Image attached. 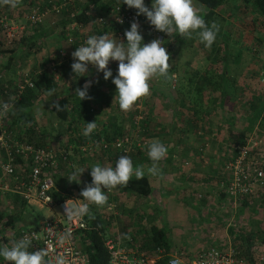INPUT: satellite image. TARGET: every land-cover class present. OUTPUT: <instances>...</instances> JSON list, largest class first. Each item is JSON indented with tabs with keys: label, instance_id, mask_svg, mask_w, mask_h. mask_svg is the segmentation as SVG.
<instances>
[{
	"label": "built area",
	"instance_id": "2783aa9c",
	"mask_svg": "<svg viewBox=\"0 0 264 264\" xmlns=\"http://www.w3.org/2000/svg\"><path fill=\"white\" fill-rule=\"evenodd\" d=\"M47 2L49 5L37 3L27 6V10L22 11L21 9V16L0 13V33L4 47L13 49L28 28L37 26L48 16L60 14L61 10L68 6H82L85 0H49ZM145 5L151 8V5ZM85 13L94 15V18L85 25L75 21L67 25L66 41L70 49L60 50L55 56L56 59L51 62L50 69L56 82L60 78L59 65L73 63L71 53L75 51L76 47L85 43L90 31L100 32V34H94L97 36L108 34L126 43L124 33L126 30H130V25L135 20L140 25L143 39L150 36L153 40L158 39L162 43L165 40L163 32L156 31L145 16H137V10L130 9L122 3V0L104 2L102 9H95L93 5H89ZM75 30L78 32L77 34H75ZM251 46L252 53L260 52L264 55V45L253 42ZM40 73L41 70L36 72L26 70L20 73L14 83L3 84L1 86L3 96L1 103L12 98L11 103L16 107L25 91L35 88V76ZM258 83L264 94V69L258 73ZM13 109H10L9 112ZM143 118V114H136L134 125L137 126ZM6 119L7 116L0 117V192L17 195L27 204L45 207L50 213L49 217L40 222L38 228L22 230L18 235V240L28 236L32 241L30 251L47 248L49 256L46 259L54 260L56 255L62 254L66 258L67 264H88V255L83 250L88 243L86 233L97 228L89 225L85 216L73 221H68L64 216L66 201L82 198L74 195L66 196L62 193V200L56 201L51 193L55 186V172L58 170L61 160L67 159V150L35 147L26 140H19L14 128ZM98 133L95 130L89 135L91 138L82 146V151L94 153L96 147L105 151L115 148L127 154L135 143L137 146L147 144V140L132 136V131L117 135L111 140H105L103 137L98 139L95 136ZM256 138L257 135L254 139L253 137L248 138L244 144H233V154L225 162L228 178L222 184L223 192L232 202H236L242 197L264 193V168L261 164L248 160L249 151L259 145ZM67 164L73 165L71 162ZM107 192L109 191L107 190ZM109 193L112 194V190ZM103 209L102 216L107 223L112 222L114 216L119 214L113 197L107 201ZM65 232H70V239L61 244L59 238ZM133 242L131 237L125 240L119 237L105 238L104 246L109 255L108 264H154L162 256L163 250L160 247L145 251L139 243ZM131 243H133L132 246L129 245ZM166 256L168 257L167 264H251L247 259L239 256L231 246L226 248L207 246L199 249L192 256H187L186 252L182 250H174L167 253ZM258 262L264 264V253L259 254Z\"/></svg>",
	"mask_w": 264,
	"mask_h": 264
},
{
	"label": "crops",
	"instance_id": "0c3cea01",
	"mask_svg": "<svg viewBox=\"0 0 264 264\" xmlns=\"http://www.w3.org/2000/svg\"><path fill=\"white\" fill-rule=\"evenodd\" d=\"M30 1L36 3H44L49 0H27V2ZM25 5H27L26 2L21 0L20 4L16 8L0 6V13L12 14L14 10H20L22 9V7L24 8ZM81 8V5H79L78 7L75 6L74 10L77 11ZM102 8L103 4H101L97 9ZM51 16L44 18L37 26L31 29L28 28L20 37L17 45L13 48L14 50H16L13 54L10 53L11 49L4 47L3 38L0 33V103L3 99V96L1 94V86L3 84L14 83L18 79L20 73L26 70L31 72H36L38 70L48 71L47 68H51V62L56 59V54L60 50L70 49L66 41L67 29H64L63 27V20L58 17L51 18ZM62 30H65V32H63ZM77 33L78 32L75 30V34ZM94 34H100V32L93 33L92 31H90L89 36ZM110 37L114 38L113 36ZM27 40L34 42L31 44L32 48L30 50H27ZM144 40L145 39H143V41ZM165 48H167V46ZM115 62L116 61H109L108 68L112 72L113 76L107 81L104 80L103 73L98 72L92 65H89L88 67V74L81 77L80 75L74 76L71 67H69L68 65H63V67H61L62 70L60 69L61 72L59 71L60 78L58 82H55L53 86H50L51 89H40L37 94V98L34 100V105L31 107L30 111H28L27 113L26 111H22L20 112V114L19 112L13 113V111L10 114V120H12L13 122L19 117L23 118L24 116L29 114L30 117L29 119H27L29 123L24 124V127H27L25 129H30V127H32V125L30 126V121L34 123H46L47 118L50 119V100L55 96L68 94L75 95V90L77 88L82 89L83 85L88 81L92 82V86L88 89V94L90 97H92V99H85L82 101L80 100L78 102L79 104H82L83 102L85 104L84 106L88 107V104L92 103L94 97H96V95L101 92L100 89H105L106 91L108 90V98L113 100L116 92H112L110 88H112V85L114 88H116L112 83V79H114L118 73V66ZM201 69L202 70H180L178 68V64L174 66L170 64L168 79L153 78L150 81V88L162 90V95L154 100L155 103H157L155 105L157 106V108H153L152 106H150L148 100L144 99L138 100L136 104L133 105L132 109L127 112L121 111L116 101L110 102L113 103L114 107L112 106V104L109 107H103V105H105L104 99L105 97H107L103 95L104 99L101 98V100L98 102L99 107L94 108V113L91 112L92 114L89 113L87 115H81L82 118L73 114V118L75 116L76 124L78 125H82L84 121H96L98 128L97 131L99 133L107 129L109 133L114 134V128L117 125H120L122 129L129 128V131L133 132L131 133L132 136H141L142 138L144 137V139L147 140L146 147L142 149L143 151L148 148V145L150 143L155 141L163 142L168 148L167 156L163 160H161V165L159 166L162 172V178L152 176L153 181L150 179L152 191L148 196L140 198L137 197V195L124 193L122 191L118 194V200L122 202V204H124V202H127L128 205H126L125 203V205L123 206L124 210L119 207V214L115 218L114 222L115 237H119L120 239L125 240L126 238L131 237L129 234L132 231L138 236H140L141 234V237L142 235L147 233L146 229L145 231L143 230V224H146L145 221H147V219L155 218L153 209H156L157 206L154 205L152 209L148 208V204L145 202V200L146 198L153 195L154 189H156V191L158 190V188L155 187L156 183H158V187L164 185L163 180L164 176L166 175V173H164V169H167L165 162L170 161L171 156H169V154H171V152H185L186 154L188 153L191 156L193 152H199L200 150L204 151L202 147H206L208 160H206L204 163L208 162L207 164L197 165L191 164L190 162H185V165L192 166V168L196 169L197 173L199 172V170H201V174L204 175L200 176V179L202 180H207V178L210 179L209 177L215 176L216 178H218V180L220 179L219 181L223 183L226 182L228 178L226 170L224 171V162H226L232 156L233 144L242 140H247L251 134H253L251 137H256V135L260 136L261 134H264V126L262 127L263 121H261L264 120V110L261 107L264 105V103L258 102L259 104L255 110L250 109L248 107L249 104H247L248 102H250V100L254 99L256 95H258L257 91L254 92L253 90H251L253 89V86H251L250 81L242 80L238 84H235V75L230 72L228 67L223 68V70H218L214 67L211 68V66L202 67ZM195 71H200L201 74L195 77ZM223 71H226L225 73L229 75L231 80H233L232 83L235 84V87L247 90V93L249 92V96L247 95L246 102L244 97V99L242 97L238 98L239 101L234 105V111L227 108L224 109L221 106L218 101L220 99L218 91L216 96H214L213 94L214 92H216L213 90V88L215 87L214 84L216 83V80L218 81L220 79V74ZM178 74L183 75L179 76L180 81H177L176 79V76ZM218 82H220V80ZM175 85L177 87H185L188 90V94L186 95L187 97H180L176 95L171 96L168 91L170 89V86L174 88ZM198 87L202 89L200 94L197 91ZM147 97L148 95L145 96V98ZM73 98L79 99L78 96H75ZM108 101L110 100L108 99ZM216 104L220 106L219 109L215 107ZM182 108L186 110V113H183V110H181ZM118 113H122L123 118L127 121V125L121 126L123 120L122 118H117ZM138 113L143 114L144 118L137 126H134V128H132L130 124L132 122V119L134 120V116ZM188 114L189 116H187ZM239 119H241V125H239L238 123ZM17 122H20V119ZM251 122L253 127H250L248 129L247 125L251 126ZM146 125H148V127L145 128ZM38 127H42L41 124H36L34 130L30 129L31 131L26 133V137L27 135H42V133L39 132ZM254 130H257L256 132H258L259 134L254 132ZM19 131L20 133H23L21 130ZM258 148H260L259 152H261L262 154L260 159L264 162V142L261 144L259 141ZM114 149L115 148H110V150ZM94 150L100 151L98 147H96ZM211 158L214 159L216 163L218 161L220 165L223 166V171L221 173H217L215 172V170H213V168H211L215 167V163L213 166L211 165V161H209ZM145 162L147 164L143 165ZM151 163L152 162L149 163L147 161H143L142 164L147 176V168L151 166ZM202 168L205 169L204 173ZM220 195L224 196L230 202H232L231 199H229L223 191L220 192ZM130 196L132 198V201L130 200ZM126 206L128 207L127 209L125 208ZM130 208H132V211H134V217L133 219H131L133 223L131 225H128L126 217L121 218L120 215H122L123 213L125 214V212ZM153 224L158 225L157 220L153 221L149 225ZM158 226L163 225L160 224ZM168 233L170 242L172 244V250H182V248H175V241L173 240V236H170L169 230ZM0 238L5 242V245H9L11 243V236L7 231H3L2 233H0ZM0 264H10V262L2 261L0 262Z\"/></svg>",
	"mask_w": 264,
	"mask_h": 264
},
{
	"label": "rangeland",
	"instance_id": "374dc122",
	"mask_svg": "<svg viewBox=\"0 0 264 264\" xmlns=\"http://www.w3.org/2000/svg\"><path fill=\"white\" fill-rule=\"evenodd\" d=\"M106 1L112 2V0ZM144 3L147 5H151L152 0H144ZM193 4L197 8L202 7V5H200L195 0H193ZM203 12L201 14H203ZM57 17L59 18V14H54L53 16H51V18ZM218 24L222 27V33L227 36V49L224 48L225 46L223 45L221 39L216 38L218 40V43H216L215 45L220 47L218 54L214 53V48H212L213 46H211L210 48L205 47V45L199 41L195 33H193L191 39L180 37L178 33H173L171 37L165 33L163 46L166 47L171 45L174 49L172 51L174 54L171 53L170 56V64H172L173 66L178 64V68L180 70H202L201 68L206 66H211V68L214 67L215 69L223 70V60H225V55L230 54L231 59L228 63V69L235 75V84H238L242 80H249L251 86H253V89L251 90H253L254 92L257 91L260 98V103H262L264 101V97L262 98L261 95L262 87L258 83V73L261 69H264V55L260 52L258 54L252 53L251 45L256 39H258L259 36H262V34L264 33V26L255 27L253 23L249 21V17L244 13H241V11L239 10H236L233 15H230L229 18L227 17L226 20L218 21ZM144 39L145 40L143 42L145 44L150 43L153 40L150 36L145 37ZM176 40H180L181 43H177ZM206 52L207 55L212 57L207 59ZM115 63L118 66V62ZM181 75L182 74H178L176 76L177 81H180L179 76ZM175 86L174 88L170 86L169 91L167 90L171 96L176 95L180 97H187L186 95L188 94V90L185 87ZM236 88H238L239 91L241 90V88L239 87ZM100 91V93H98L96 97H94V100L92 101V103L88 104V106H94V108H98V102L101 100V98L104 99L103 95H105L107 97H105L104 99L105 105H103V107H109L111 104L114 107L113 103H110L113 100L108 98V90L106 91L105 89H100ZM111 91L116 92V88L112 87ZM161 91L162 90L150 88V94L148 95V97H143L141 99L148 100L150 106H152L153 108H157V106H155L157 103H155L154 100L162 95ZM239 91L237 93H234L233 91H227L228 99L223 103L222 106L224 109L227 108L234 111V105L239 101V97H244L245 102L247 101V95L249 96V92L247 93V90L243 89L242 92L240 91L239 93ZM198 93L200 94L201 91H198ZM213 94L214 96H216L217 91ZM108 99L110 101H108ZM258 104L259 103H257V105ZM215 107L217 109L220 108V106L217 104L215 105ZM94 108L92 113H94ZM181 110H183V113H186V110H184V108H182ZM122 113H118L117 118H122L123 121L121 126H125L127 125V121L123 118ZM187 116H189V114ZM240 120L241 119H239L238 122L239 125H241ZM261 121H263V127L264 120ZM9 122L11 121L9 120ZM44 123L45 122H37L38 125L41 124V126L44 127L45 131L50 134L46 136L48 143L57 145V142H59V140L65 141L67 139L68 136L66 135V133H64L62 130L57 132L56 129L58 128V126L55 125V123L51 122L49 118H47V122L45 124ZM86 123L88 122L84 121L82 125L76 124V128H79V130H84V128L86 127ZM14 125L11 127L14 128L15 132H18V130H20L21 128L20 123L17 124V126ZM146 127H148V125H146L145 128ZM250 127H253L252 122L251 126L247 125L248 129ZM30 129L34 130L33 128ZM96 130H98V128H96ZM256 131L254 130V132ZM256 133L259 134L258 132ZM252 135L253 134H251L248 138H250ZM138 138L141 140L144 139V137L142 138L141 136ZM256 139L262 144L264 142V134H261L260 136L257 135ZM147 149L144 152L147 153ZM202 149H204V151L200 150L199 152H193L191 156L188 153L186 154L185 152H171V154H169V156H171L170 161L165 162L167 169H164V173H166L165 176L163 175L164 185L158 187V183H156L155 187L158 188V190L156 191V189H154L153 195L146 198L145 200V202L148 204V208L152 209L154 205H156L157 207L156 209H153L155 218L147 219V221H145L146 224H143V230L145 231L146 229L148 231L150 226L149 224L157 220L158 225L162 224L170 231V236H173V240L175 241V248H182V251L186 252L187 256H192L199 249L205 248L207 246H218L221 248H226L228 246H231L233 248L239 247L241 245L245 246L246 243H248L244 240L247 234H250L251 238L252 236H254L252 238L253 243L251 245L252 251L251 253H246L247 256H251L254 254L259 255L260 253H264V247L255 235V232L260 230V227H262L264 224V196L262 197L263 199L256 196L249 199L244 197L240 198L236 202H230L227 198L221 196L220 192L223 191V183L219 181L220 179L218 180V178H216L215 176H211L209 177L210 179L207 178V180H202L200 179V176L204 175L201 174V170H199V172L197 173L195 168H192V166L190 165H185V162H190L191 164L197 165L207 164L208 162L204 163L206 160H208V156L206 154L207 148L202 147ZM96 152H98V150H95L94 153ZM94 155L95 154H92V152H86L82 156L84 158L83 166L81 167L79 165L80 163H77L78 165L75 166L77 170L85 169L80 177L81 182L79 184H77L76 182H69V180L67 179L71 177L72 173L75 171H73L72 169H68L67 171L62 172V170H60L61 178H64L66 180L67 185L72 186V193L69 194V196L74 195L82 198V196H80L81 190L85 185L92 182V178L90 175V168L92 166L96 164H99L102 167L113 165L112 161L107 159L103 160L100 163V160L98 161L99 158H97L98 155ZM209 161H211V165L213 166L215 163V167H211L213 168V170H215V172L221 173L223 171V166H221L218 161L216 163V161L212 158ZM142 164L143 161L138 162V166L141 167ZM145 164L147 163L145 162L143 165ZM160 165L161 161L159 162V166ZM133 167L134 169L136 168L135 166ZM202 170L204 173L205 169L202 168ZM148 176L152 180V176ZM73 186L76 187L74 188ZM114 191L118 194V191H116L115 189ZM158 192L160 193V195ZM117 194L113 198L117 201L119 207L124 210L123 206L125 205V203L126 205H128V203L124 202V204H122V202L118 200ZM13 198L14 195L11 193L0 192V212L4 214L8 212H18V202H16L15 198ZM119 207L118 210L120 209ZM90 208L91 210H95L96 212L104 210L103 206L90 205ZM125 208L127 209L128 207L126 206ZM22 214L24 218L22 222L20 221L18 223L17 226H19L20 224H25L30 225L33 228H38L40 222L50 216L47 208L40 207L38 205H29L28 208H25L23 210ZM114 222L115 219L112 222L108 223V226H104L106 238H115ZM4 231L10 233L11 236V243L8 246H11L14 241H18V234L15 233L16 230L14 229V227L7 228ZM249 242L251 243L252 240H250Z\"/></svg>",
	"mask_w": 264,
	"mask_h": 264
},
{
	"label": "clouds",
	"instance_id": "9594fccd",
	"mask_svg": "<svg viewBox=\"0 0 264 264\" xmlns=\"http://www.w3.org/2000/svg\"><path fill=\"white\" fill-rule=\"evenodd\" d=\"M20 2L21 0H0V6L16 8ZM122 3L130 9H136L137 16H145L156 31L166 33L170 37L173 33H178L180 37L191 39L195 33L199 41L210 48L219 32V25L215 22L207 24L201 15L203 8L195 7L193 0H152L151 8L145 5L144 0H122ZM124 36L126 43L108 34L89 36L82 46L76 47L71 53L73 59L71 70L74 76L81 77L88 74V67L92 65L98 72L103 73L104 80L107 81L113 76L108 68L109 61L118 62V74L112 79L116 87L113 102L118 103L121 111L127 112L138 100L150 94V81L153 78L168 79L170 55L158 39L145 44L140 33V25L135 20L131 23L130 30L125 31ZM91 86V81L86 82L82 89L75 90V95L81 101L92 99L88 94ZM11 99L0 103V117L7 116L9 110L15 108ZM53 107L57 111L60 110L57 103ZM96 128V121L86 123L83 135L89 136ZM167 153L168 148L163 142L155 141L148 145L147 155L152 161L151 166L147 168L148 175L162 178L159 162ZM90 169L92 182L81 190L82 199H69L64 205V216L68 221L88 215L90 205L104 206L108 200L105 189L110 192L117 186L126 187L133 175L138 180L145 176L144 167L134 169L132 160L127 155H121L114 167L96 164ZM84 171L85 169L77 170L67 179L69 182L79 184ZM70 235V232H65L60 236L59 242L63 244L70 239ZM31 247V239L25 236L14 241L11 246L0 247V257L10 264H67L62 254L50 260L46 259L49 256L47 248L30 251Z\"/></svg>",
	"mask_w": 264,
	"mask_h": 264
},
{
	"label": "trees",
	"instance_id": "16d2710c",
	"mask_svg": "<svg viewBox=\"0 0 264 264\" xmlns=\"http://www.w3.org/2000/svg\"><path fill=\"white\" fill-rule=\"evenodd\" d=\"M23 1L26 2L27 5H25L24 8L22 7V11L27 10V6L37 4L36 2H31V1L27 2V0H23ZM117 1L118 0H112V2H117ZM195 1L198 2L200 5H202L204 12L201 15L205 19L206 23L209 25H211V23H213V22L218 24V21L226 20V18L227 17L229 18L230 15H233V13L236 10H239V11H241V13H244L245 15H247L249 17V21L251 23H253V25L255 27L256 26H264V0H195ZM104 2H107V1H105V0H85V3H83L82 8L80 10L75 11L74 10L75 6H68V7L62 9L60 14H59V18H61V20H63L64 29L67 28V25L69 23H72L74 21L78 22L80 24H83V25L87 24L89 21H91L94 18V15H92V14L89 15V14L85 13V11L88 9V6L93 5V7L95 9H97ZM38 4L49 5L48 2L38 3ZM77 7H78V5H77ZM20 10L19 9L14 10L12 12V14H10V15H15V16L20 15L21 16ZM72 13H73V15H71ZM31 28H33V27H30L29 29H31ZM63 32H65V30ZM164 35H165V33H164ZM216 38L221 39V41L223 42V45L225 46L224 48L227 49V47H226L227 36H225L222 33V27L220 25H219V32H218ZM217 39L212 44V46H213L212 48H214L213 50H214L215 54L216 53L218 54V51L220 49L219 46L215 45L216 43H218ZM176 41H177V43L180 42V40H176ZM254 42L258 43L259 45H264V33L262 34V36H259L258 39H256ZM32 43H34V42L27 40V42H26V46L28 47L27 50H30L32 48V46H31ZM173 50L174 49L172 48L171 45L167 46V51H168L170 56H171V53ZM15 51L16 50L11 49L10 53L13 54V53H15ZM227 55H228V57H227ZM230 56H231L230 54L225 55V60H223L224 68L228 67V63L230 62V59H231ZM206 57H207V59H209L212 56L207 55V52H206ZM170 63H171V58L169 60V64ZM63 65H66V64H60L59 69H61V67H63ZM68 66L71 67L70 64H68ZM47 69H48V71H46V70L41 71V73L39 75L35 76V88L34 89H27L25 91V93L22 95V98L18 102V104L16 105L15 109L8 112L7 119H6L8 122L10 120L9 118H10L11 112H13V111H14L13 113L19 112V114H20V112L26 111V113H27L28 111H30L31 107L34 105V100L37 98V94L40 91V89H45V88L51 89L50 86L54 85V83L56 81L53 78V74L51 73V69H49V68H47ZM61 70H59V71L61 72ZM225 72L226 71H223L220 74V79H219L220 82H218L219 80L218 81L216 80V83L214 84L215 87L213 88L214 91L219 92L220 99L218 101L221 104V106H223V103L226 102L228 99L227 91H233L234 93H237L239 91L238 88L235 87V84L232 83L233 80H231L229 75H227ZM200 74H201L200 71H195V73H194L195 77L199 76ZM112 87H113V85H112ZM201 90L202 89L200 87L197 88V91H201ZM240 91L242 92V89ZM240 91H239V93H240ZM260 94H261V92H260ZM261 95L263 98L264 97L263 91H262ZM75 96L76 95H73V94L60 95V96H55L50 100V104H49L50 105V120H51V122L55 123V125L58 126V128L56 129L57 132L62 130L68 136L65 141L59 140V142H57V145H54L52 143L51 144L48 143L46 136H48L50 134L45 131L44 127H40V128L38 127L39 132L42 133V135H38V136L27 135V137H26V133L31 131L30 129H25L27 127H24L25 123H29L27 120L30 117L29 114H27L23 118L19 117L17 120H14L13 122H12V120H10L11 122H9L11 124V126H13L14 124H15V126H17V124L20 123V125H21L20 130L23 133H20L19 130H18V132H16V134H17L16 136L19 140H26V141L32 143L35 147H48V148H51L53 150H59L60 148H64L67 150V159L65 161L61 160L59 168L55 172V180H54L55 186L51 190V193H52V195L56 201L62 200V198H63L62 193H64V195H66V196H68L69 194L72 193V190H71L72 186L67 185L66 180L64 178H61L60 170H62V172L67 171L68 169L69 170L72 169L73 171H77V168L75 167L76 165H78L80 163L79 165L81 167L83 166L84 158L82 156L87 151H82V146L84 144H86L88 142V140H90V138H91V136L85 137L83 135V130H79V128H76L77 125H76L75 116L82 118L81 115H85V114L87 115L89 113L91 114V110H93L94 107L93 106H88V107L84 106L85 104L83 102H82V104L81 103L79 104L78 102L80 101V99L73 98ZM258 102H260V98L258 95H256L254 99H252V100H250V102H248V103H250L248 105V107L252 110H255L258 106L257 105ZM55 103H57L59 105V108H60L59 111H57L56 108L53 107V105ZM263 103H264V101H263ZM261 107L264 110V105ZM73 114L75 115L74 118H73ZM19 119H20V122H17V121H19ZM133 121L134 120L132 119V122L130 124V126L132 128H134V126H135ZM23 122H25V123H23ZM36 124H37V122L34 123V122L30 121V126L32 125V127H30V128L34 129ZM126 132L131 133V131H129V128L122 129L120 127V125H117L114 128V134L109 133L108 130L105 129V130H103V132L98 133V135H95V136H97L98 139L103 137L105 140H111L115 136L121 135V134L126 133ZM58 134H61V133H58ZM245 142H246V140H242V141L237 142V143L244 144ZM145 147H146V145L145 146H142V145L137 146L135 143V145H133L130 148V150L128 151L127 154L122 153L120 151V149L105 151L102 148H100L101 150L99 149L100 151L96 152L97 154L96 153H92V154H95L96 156L98 155L97 158H99L98 161L100 160V163L105 159H109L113 163L112 167L115 166L114 161H116V159L118 160L121 155H127L128 157L131 158L133 166H135L137 168V167H140V166H138L139 161L152 162L149 159L148 155L146 153H144V151L142 150ZM259 151H260V148H258V146L252 148L249 151L248 160L259 163L264 168V162H263V160L260 159L262 154ZM78 160H79V162H78ZM69 162H71L73 165L69 166L67 164ZM73 187L75 188L76 186H73ZM115 190L118 191V194L122 191L124 193H130L133 195H137V197L143 198V197L148 196L152 191L151 180L146 174H145L143 179H139V180L135 177V175H133L131 177V179L129 180L126 187L117 186V188H115ZM104 191H105V194L108 196L107 201L111 200L112 197H114L117 194L114 191V189H112L113 195L111 193L107 192L106 189ZM114 192H115V195H114ZM263 195H264V193L261 192V194L256 195V197L262 198ZM131 196H130V200L132 201ZM14 197H15L16 202H18L19 210H18V212H10V213L8 212L5 214L0 212V233H2L7 228L14 227V229L16 230L15 233L19 235L22 230H27V229L33 228L30 225H25V224L24 225L20 224L19 226H17L18 223L20 221L22 222V220L24 218V216L22 214L23 210L25 208H28L30 204H27L22 198H20L17 195H14ZM253 197H255V195L254 196H246L245 198L249 199V198H253ZM242 198H244V197H242ZM116 205H117V207H119L117 201H116ZM102 213H103V210L96 212L95 210H91V208H90L89 214L85 216L87 223L89 225L97 228L96 230H91V231H88L86 233L88 243L85 245L83 250L88 255V259H89L88 264H108L109 255H108V252L104 246V239L106 238V236H105L106 232H105L104 226H106V225L108 226V223L105 222V220L103 219ZM133 213H134V211H132V208H130L126 211L125 214L123 213L122 215H120V217L121 218L126 217V221H127L128 225H131L133 223L131 221V219H133V217H134ZM129 216H132V217H129ZM116 217H117V215L114 216L113 220ZM129 235L132 237V240L134 241L133 243H135V244L139 243L140 247L145 251H150V250L154 249L155 247L162 248V250H163L162 256L160 258H158L154 262V264H167L168 257L166 256V254L169 252H172L174 250H172V244L170 242V239L168 236V229L166 227L153 224V225L149 226L147 233L142 235V237H141V234H140V236H138L133 231L130 232ZM255 235H256V238L259 239L260 243L264 247V224L262 227H260V230L255 232ZM253 237L254 236H252V238ZM252 238H251L250 234H247L246 238H244V240H245V242H248L249 244L246 243L245 246L241 245L239 247H234V249L238 252L239 256H242L243 258L247 259V261H249L251 264H260L258 262L259 255L254 254L251 256L250 255L247 256V254H246V253H251V251H252V247H251V245L253 243ZM250 240H252L251 243L249 242ZM133 243H131L129 245L132 246ZM4 244H5V242L1 239L0 240V247L4 246ZM2 261H4V260L2 257H0V262H2Z\"/></svg>",
	"mask_w": 264,
	"mask_h": 264
}]
</instances>
